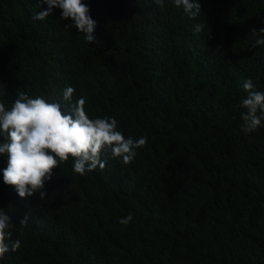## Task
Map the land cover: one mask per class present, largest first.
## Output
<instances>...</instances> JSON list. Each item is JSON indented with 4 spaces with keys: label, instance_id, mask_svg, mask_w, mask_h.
I'll return each mask as SVG.
<instances>
[{
    "label": "trees",
    "instance_id": "obj_1",
    "mask_svg": "<svg viewBox=\"0 0 264 264\" xmlns=\"http://www.w3.org/2000/svg\"><path fill=\"white\" fill-rule=\"evenodd\" d=\"M83 2L98 22L91 43L58 7L37 20L47 4L0 0V102L10 109L22 91L67 112L71 86L90 118L114 117L147 145L127 165L105 153L83 176L69 157L44 201L4 183L0 155V209L21 241L0 264H264V122L240 127L242 84L264 92L252 34L264 0H199V37L171 0Z\"/></svg>",
    "mask_w": 264,
    "mask_h": 264
},
{
    "label": "clouds",
    "instance_id": "obj_2",
    "mask_svg": "<svg viewBox=\"0 0 264 264\" xmlns=\"http://www.w3.org/2000/svg\"><path fill=\"white\" fill-rule=\"evenodd\" d=\"M163 9L166 0H154ZM176 8H183L189 19L198 21L201 13L199 0H171ZM47 4L34 19L44 20L58 7L61 19L73 21L75 27L84 34L89 43L96 39L97 21L90 15L89 6L83 0H37V7ZM205 30V24L196 22L192 26L195 36ZM254 43L264 45V28L252 29ZM248 93L242 98L240 106L241 129L245 133L257 131L264 122V92L253 90L251 79L242 84ZM75 89L71 86L63 90V100L70 103L67 112L59 102H49L43 96L30 97L25 92H18L10 109L0 102V155H6L7 167L3 169V181L13 186L19 197L27 198L39 192V199L44 201L48 193L43 191L45 182L51 181L53 170L64 164L71 157L74 161L72 170L81 176L97 167L103 169L105 162L102 155L110 154L122 164L131 163L137 155L136 150L147 145V137L134 139L118 130V121L114 117L90 118L86 112V99L81 96L72 102ZM29 216L26 214L19 223L26 226ZM132 221L129 214L119 223L127 226ZM12 217L0 209V259L6 253L17 252L21 247L19 239L12 240L8 231Z\"/></svg>",
    "mask_w": 264,
    "mask_h": 264
}]
</instances>
